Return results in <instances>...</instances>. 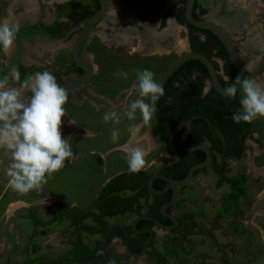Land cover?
<instances>
[{
	"label": "flooded vegetation",
	"instance_id": "obj_1",
	"mask_svg": "<svg viewBox=\"0 0 264 264\" xmlns=\"http://www.w3.org/2000/svg\"><path fill=\"white\" fill-rule=\"evenodd\" d=\"M63 1L64 0H9L8 5H6V2V10H13V12L17 14L15 24H11L10 26L18 29L15 33L14 43L19 45V48L17 49L18 51L15 58L10 56L5 59L0 58L4 61L5 65V74H0V77L9 76L11 69L15 67L18 68L20 72L21 81L29 74L48 71L53 74L57 82L61 84L65 79L83 72L82 66L73 61L71 48L79 32L83 28L85 21L98 9L99 0L87 1L85 6L86 14L82 22L79 20L78 16L70 18L62 16L63 14L54 13L55 9ZM185 3L186 0H178L170 9V13L166 14L164 23L166 18L173 19L175 22H178L177 20L181 16L185 18ZM128 4L131 5L130 3ZM196 4L197 7H195ZM211 4L214 11L210 12L209 9L204 10L203 6L199 5L198 0H194L191 9L192 15L197 18L209 19L216 22L224 28L230 36L231 34L226 28H230L231 26V28H264L260 22L261 19L264 20V0H211ZM176 7L179 8L178 11ZM254 12L261 14L260 16H263V18ZM106 15L107 13H104L93 25L91 33L88 35L80 50L81 55L90 63L92 72L82 83L66 89V91L70 90L75 97H86L93 106L103 108L110 106L106 98L109 97V95L104 96L99 94L95 89V84L89 82L94 73V64L89 57L83 54V49L87 42L89 43V41L93 40L91 35L99 36L102 33L109 36V38H111V36H113V38H120L117 36H122V34L117 33L120 32L119 29L117 30L108 26L109 18L106 17ZM159 22H161L160 19ZM258 22L261 23L262 26L259 25ZM179 24L185 26L188 49L193 50V44L188 37L189 27L182 23ZM136 27L134 26L132 31H137ZM210 32L196 31L198 38L204 41L209 49L211 48L209 54H206L202 50H199V52L203 53L211 60L216 69L219 82L222 84L221 81L230 79L229 67L232 59L220 39L213 32L214 35H211ZM242 32L243 31L240 30L239 33ZM47 37L54 40L59 39L65 46H56L53 51L49 49L39 55V57L38 53H35L36 61L38 60V62H27L24 54L25 47H23V42L26 41L31 45L35 43L36 39L43 40ZM231 38L234 43L232 36ZM234 45L244 63L245 73L248 75L252 74L246 78L255 79V77L264 71V61H259L252 68L246 67L245 59L241 56V50L238 49L235 43ZM64 48L69 50V57L62 60L60 56ZM207 51L209 52V50ZM255 51L259 53L257 50ZM261 54H264V52L262 51ZM54 60H58V64L54 65ZM205 70L207 71L206 67ZM201 71L203 72V68L202 70L196 68L191 72L190 76L194 78L197 74L202 73ZM176 80L178 82L179 79L177 78ZM11 84L13 85L14 83L12 82ZM17 86L19 85L17 84ZM161 86H163V84ZM164 87L165 86H163V88ZM211 89L214 88L209 82V74L204 75L201 95L208 93ZM164 90L170 91L171 88L165 87ZM165 94L166 100L169 99L170 93ZM217 94L221 93L216 91V93L212 95L218 96ZM25 95V97H30L31 93L26 92ZM221 95L225 96L226 100L231 99L227 94ZM179 117L181 118L172 124L170 131L176 123L189 120L190 129L183 144L185 146H190L204 143L209 147L211 154L206 164L194 170L189 181L184 184L176 185L175 198L171 203L167 204L172 197L171 187L165 188L168 182L161 177H154L151 182L153 183L156 182L155 180H159V184H156L153 188L157 190L165 189L160 192H152L147 185V179L153 173L161 174L171 179H180L178 178L179 173L184 171L185 168L188 171L193 164L201 162L204 159L205 152L200 148L183 149L179 147L178 140L185 131L184 127L178 131L174 140L168 144L171 145L176 140L175 149L171 151L170 155L160 160L153 169H144L148 173L145 177L136 175L137 180H141L140 186L134 189H123L119 192L121 196H136V201L133 203L134 207L131 206L128 210L117 211V213L102 216V221L106 220L107 226L97 232H88L84 229L77 228V226L70 225L66 220L55 221L56 223L64 221L71 226V230H68V233L65 235V244L61 245L63 247V252L56 255V258L52 260L45 261L43 259L34 258L35 260L33 263L27 264H43V262H55L56 264H118L125 260L126 257L152 258L156 264V255H154V253L157 255L159 254L158 256H163V261L166 262V264H188V262L194 263L195 260H198L193 254V246L196 244L194 243L196 240L208 244L209 248L207 250H200L199 253H197L202 259L200 264H250L259 256H262L264 259V239L261 237L260 230L255 228L251 222L246 225L244 220V218L249 219L252 208L255 210L260 209L262 214H264V183L262 185L257 184L255 187L252 185V180L249 178V175H252L254 179H259V177L264 178V162L260 164L257 163V158L264 155L262 152L264 150V138H258L253 131L252 122L241 121L237 123L235 121L233 134L227 139L224 137L225 134L218 131L216 125L212 126L211 120L207 118L204 113L195 115L185 114V116H183L181 111ZM146 126H148V123ZM73 128H75V126L71 124L70 127H68V123L62 117V135L64 132H70L69 130L72 131ZM159 133L160 131L158 129V134ZM143 145L147 148H153L155 146L148 131L144 138ZM255 146L258 148L256 152ZM246 149H249L250 152L249 172L239 171L237 169L231 171L227 170V161L241 160L245 156ZM199 150L204 152V157L199 153ZM214 158L216 160L215 163L212 164ZM222 165H224V170L222 169ZM207 168H210L216 175L215 185L221 174L224 176H232L239 173L246 175L247 180L245 183L248 186L246 195L238 196V205L236 202L231 204V213L226 210L224 211L222 203L225 193L230 190V186L226 180L216 185L217 187L223 184L226 186L223 191L217 193H211V190L202 187L203 181L197 174L200 172L203 173ZM191 180H193L192 184H190ZM262 182H264V180H262ZM144 186H146V189L141 190ZM258 186L260 187L258 188ZM251 189H253L252 198L247 201ZM140 204L147 206L149 213L145 211L136 213L135 208ZM243 204L250 207L247 214L243 213ZM164 211L166 213H164ZM130 213L133 215L128 220ZM140 214L147 215L148 217L136 218V216ZM28 218L31 220L30 217ZM84 223L95 224V221L91 219V221ZM251 227H253V229ZM82 230L93 237L91 242H86L82 239ZM158 235H165L166 237L163 240V244H161V251L158 249V245L155 241ZM242 235H244V240L240 242ZM80 240L92 248L91 256L82 254L81 250L83 249L78 245V241ZM98 241H100L101 244H98ZM173 248H177V252L172 251ZM28 257L29 256H26V259Z\"/></svg>",
	"mask_w": 264,
	"mask_h": 264
},
{
	"label": "rangeland",
	"instance_id": "obj_2",
	"mask_svg": "<svg viewBox=\"0 0 264 264\" xmlns=\"http://www.w3.org/2000/svg\"><path fill=\"white\" fill-rule=\"evenodd\" d=\"M87 1L64 0L58 5L54 13L63 14L62 16L70 18L78 16L82 22L86 14L85 6ZM198 2L200 6H203L204 10L214 11L211 0H198ZM4 11L5 9L2 5L0 8V19L5 13ZM254 13L258 16L261 15L257 12ZM106 17L120 19V24H118L120 27L137 26V31L118 27L120 32L117 33L122 34V36L117 37L120 38H113V36L109 38V36L101 33L99 36L91 35L93 40L85 44L83 54L89 57L94 64V73L89 82L95 84V89L99 94L109 95L106 98L110 106L106 108L93 106L86 97L77 98L70 90H67L68 101L64 106L66 115L63 118L68 123V127L71 125V119L75 120L74 118L85 127H78L72 131L69 130L70 132H64L63 138L68 140L71 145L74 153L73 158L65 161V167L53 173L47 183L40 189L21 194L13 190L9 183L10 178L6 175V169L13 162L11 151L5 150V147H0V190L2 188L5 189L0 201V264H24L26 256L45 261L52 260L56 258V255L62 253L63 247L61 245L65 244V235L68 230H71V226L64 221L61 223L54 221L47 225H34L27 217L28 213L34 211L41 220L46 221L61 205L77 204L82 206L89 204L94 199L106 177L129 168L125 150L127 145L140 146L146 152L144 167L147 170L156 167L160 160L166 156L168 157L171 151L175 149L176 140L171 145L164 147L157 145L153 148L145 147L143 143L148 126L144 123L139 111H137L133 120H129L125 113L129 110L130 103L138 98V90L133 91L134 87L138 86L137 70H150L154 73V80H156L179 53L188 49L185 26L170 18H166L163 25L160 24L159 20L143 21L133 19L116 10L114 6L110 7ZM260 17L263 18V16ZM260 22L264 26V20L261 19ZM128 23L129 26H127ZM231 27L226 29L233 37L238 49L241 50V56L245 59L246 67L252 68L259 61H264V54H261L262 51L264 52V28ZM240 30L243 32L239 33ZM260 39L262 43L258 45ZM0 55L3 58L5 57L1 47ZM60 57L62 60L68 58L69 50L66 48L65 53H62ZM53 64H58V60H54ZM118 72H126L128 74L127 78L116 75ZM250 80L264 85V71L255 79ZM237 90L241 99L242 90L239 86ZM109 111L117 113L119 117L118 124L111 120L108 122L103 120L104 114ZM251 122L253 131L258 138H264V117L258 116ZM113 130L119 133V137L115 142L111 138ZM256 151H258L257 146H255ZM262 152L264 153V150ZM97 156L101 157V163L96 161ZM249 157V149H246L245 156L241 160L227 161V170L237 169L249 172ZM263 162L264 155L259 156L257 163ZM197 176L203 181L202 187L211 190V193H217L226 188L225 184L220 187L215 185L216 175L210 168L204 170L203 173L200 172ZM249 178L252 180L253 186L264 183L262 182L264 180L263 177L254 179L252 175H249ZM192 182L193 180L190 184ZM252 192L253 189H251L247 201L252 198ZM18 199L27 202L26 207H18L16 205L10 209V215H6L3 212L4 205L10 200ZM249 208L248 205L243 204V213L247 214L250 210ZM132 215L130 213L128 220ZM244 220L246 225L251 222L255 228H258L264 239V214H262L260 209L255 210L252 208L249 219L244 218ZM83 221L89 222L91 219L85 218ZM251 228L253 229V227ZM81 237L86 242H91L93 238L83 230L81 231ZM164 238H166L165 235H158L155 240L160 251ZM242 240H244V235L241 236L240 242ZM194 243L196 244L193 246V254L198 260H195L194 263L188 262V264H200L202 259L197 253L200 250L209 249L208 244L199 240ZM43 264L56 263L43 262ZM118 264H155V262L152 258L126 257L125 260ZM250 264H264V259L259 256Z\"/></svg>",
	"mask_w": 264,
	"mask_h": 264
},
{
	"label": "clouds",
	"instance_id": "obj_3",
	"mask_svg": "<svg viewBox=\"0 0 264 264\" xmlns=\"http://www.w3.org/2000/svg\"><path fill=\"white\" fill-rule=\"evenodd\" d=\"M17 30L7 22L0 23V47L6 52L13 48ZM116 75L127 78L128 74L118 72ZM10 81L19 87L12 86ZM137 81L138 86L133 91L138 90V98L130 103L125 115L133 120L139 111L147 124L155 114L156 101L164 96L165 90L148 69L137 70ZM237 85L243 93L241 109L232 119L239 123L264 117V85L246 78L238 79ZM26 92L31 93L30 97H25ZM236 93V85L226 89L230 97H235ZM67 101V91L48 71L29 74L21 81L18 68L13 67L9 76L0 77V147L11 151L13 162L6 169V175L14 191L26 194L40 189L53 173L65 167V161L73 158L71 145L61 132ZM103 120L119 123L117 113L111 111L104 114ZM118 137V131L113 130V142ZM125 150L129 171L138 173L145 166L146 152L131 144Z\"/></svg>",
	"mask_w": 264,
	"mask_h": 264
},
{
	"label": "trees",
	"instance_id": "obj_4",
	"mask_svg": "<svg viewBox=\"0 0 264 264\" xmlns=\"http://www.w3.org/2000/svg\"><path fill=\"white\" fill-rule=\"evenodd\" d=\"M125 1L130 3L139 11L151 12L161 7L166 0ZM195 7H197V4ZM176 10L178 11L179 8L176 7ZM170 11L171 10H169L168 13H170ZM165 16L166 15H163L160 18L161 25L164 24ZM177 21L189 27L188 37L190 42L193 44V50H202L206 54H209L211 48L209 49L205 42L198 38L196 31H210L190 24L186 21L184 16H181ZM210 34L214 35L212 32H210ZM207 50H209V52ZM196 68L201 70L203 68V72L201 71L202 73L197 74L193 78L190 74ZM229 69L230 79L221 81V85L223 87H228L235 77V67L232 61H230ZM204 75H208L204 64L198 58L190 57L181 62L166 78L163 86L171 88L170 91H165V93H170V98L166 100V94H164V96L157 100V123L160 131L159 138L161 140L168 137L172 124L181 118L179 117V114L181 115V111L183 116H185V114L195 115L204 113L205 116L211 120L212 126L216 125L218 127V131L225 134V138L229 139L233 134L235 121L232 117L234 113L241 109L238 92L235 97H231L229 100H226L225 96L221 94L213 96L212 94L216 93L214 89H211L208 93L201 95V86ZM177 78L179 79L178 82L176 80ZM57 83L60 84V82ZM199 153H201L202 157H204V152L202 150H199ZM215 160L216 159L214 158L212 164L215 163ZM222 169L224 170V165H222ZM186 172L187 169L185 168L184 171L179 173L178 178H182ZM136 175L145 177L148 173L144 169L140 170L138 173H132L129 170L118 172L108 178L101 185L98 193L89 204L83 206L61 205L46 221L41 220L34 211H30L29 216H27L31 218L34 225H47L54 221L66 220L70 225L77 226V228L84 229L88 232H97L107 226V221H102V216H108L110 214L117 213V211L128 210L132 205H134L133 203L136 201V196H121L119 195V192L123 189H134L137 186H140L141 180H137ZM223 180L228 182L230 190L225 193L222 203L224 211L226 210L231 213V204L236 202L238 205V196L246 195V189L248 186L245 181L247 180V177L243 173L232 176H224L221 174L216 182V185L222 183ZM155 181L156 182L152 183L153 187H155L156 184H159V180ZM145 187L146 186L141 188V190L146 189ZM135 211L136 213L140 212V205L136 206ZM146 212L149 213L148 210ZM87 217L95 221V224L84 223L83 220ZM99 243L101 244L100 241H98V244ZM78 245L83 249L81 250L83 255H92V248L88 244L80 240L78 241ZM172 251L177 252V248H173ZM154 255H156V264H166V262L163 261V256H158L159 254L157 255L155 253ZM34 260V258L32 259L28 257L23 263H33Z\"/></svg>",
	"mask_w": 264,
	"mask_h": 264
},
{
	"label": "water",
	"instance_id": "obj_5",
	"mask_svg": "<svg viewBox=\"0 0 264 264\" xmlns=\"http://www.w3.org/2000/svg\"><path fill=\"white\" fill-rule=\"evenodd\" d=\"M177 1L178 0H166L163 3V5L161 7H159L158 9L151 11V12H142V11L135 9L134 7H132L131 5L126 3L124 0H99L98 9L94 13H92L90 15V17L85 21L83 28L79 32V34H78V36H77L76 40L74 41V44L72 45V48H71L72 59L76 64L82 66L83 72L79 75L71 76V77L65 79L60 84V86L62 88H65V90H66L71 86L82 83L83 81H85L89 77L90 73L92 72V68H91L90 63L81 55L80 50H81L82 45L85 43L88 35L91 33V29H92L93 25L100 19V17H102L104 15V13H108L110 6H114L116 8V10L121 11L123 14H126L133 19H138V20H143V21H151V20H159L163 15H166L168 13V11L176 4ZM193 2H194V0H186L185 6H184V15H185L186 21H188L190 24H193L195 26L204 27V28L212 31L220 39V41L223 43L224 47L226 48L229 56L231 57V59L234 63V66H235V71H236L235 77H234V79L230 85H236L238 87V85H237L238 79L242 80V79H244V78H246L252 74L248 75L245 73L244 63L240 58V55H239V53H238V51H237V49H236V47L232 41L231 36L226 32V30L224 28H222L219 24H217L214 21H211L209 19L197 18V17H194L192 15L191 9H192ZM108 23H109L108 26L110 28H114V29L118 30V27H120V25H114L116 22H113L112 19H110ZM190 57L198 58L205 65V67L208 71V74H209V82L211 83L213 88L221 94H226V89L230 85L228 87L224 88L220 84L219 79L217 77L216 69H215L214 65L212 64L211 60L206 55H204L203 53H201L199 51L190 50V49H187L186 51L179 53L167 65V67L156 78L155 81L162 85L163 82L166 80V78L172 73V71L181 62H183L184 60H186L187 58H190ZM182 127L185 128V131L179 137V140H178L179 147L183 148V149L200 148L205 152V157L201 162L193 164L188 169V171L186 172L184 177H182L180 179H171L167 176L157 174V173H153L149 176V178L147 179V185L152 192H160V191H163L165 188L171 187L172 197L167 204L171 203L175 198L176 185L177 184H184L187 181H189V179L192 177V175L194 173V170L200 166H203L204 164H206L208 162L211 152H210L209 147L204 143L193 144L190 146H185L183 144V141H184L185 137L187 136L188 131L190 129V121L189 120L176 123L172 127L169 136L166 139L161 140L159 138V134H158L157 101H156L155 114L153 115L152 120H150L148 122V132H149L150 138L154 141L155 145L163 147V146L170 144L174 140L178 131ZM96 161L98 163H101V161H102L101 157L97 156ZM157 176L163 178L165 181L168 182L166 187L161 189V190L154 189L152 186L151 181L154 177H157ZM163 210H164V206H163ZM164 213H166V212L164 211ZM137 217H148V216L144 215V214H140V215L136 216V218ZM173 219L176 220L175 218H173ZM125 242H126V239H125Z\"/></svg>",
	"mask_w": 264,
	"mask_h": 264
},
{
	"label": "crops",
	"instance_id": "obj_6",
	"mask_svg": "<svg viewBox=\"0 0 264 264\" xmlns=\"http://www.w3.org/2000/svg\"><path fill=\"white\" fill-rule=\"evenodd\" d=\"M6 2H7V4H6ZM8 2H9V0H0V8L2 7V5H3V7H4V9H5V13L2 15V18L0 19V21H1V23H4V22H7L9 25H11V24H15V22H16V13H14L13 12V10H9V9H7L6 10V6H5V4L6 5H8ZM56 46H65V45H63L62 43H61V40H59V39H52V38H44L43 40H38V39H36V41H35V43L34 44H29V43H27L26 41H24L23 42V47H25V49H24V54H25V58H26V61L27 62H38V60L36 61V56H35V53H38V57H39V55H41L42 53H44L45 51H47V50H49V49H51L52 51L55 49V47ZM2 48V47H1ZM19 48V45H17V44H15L14 43V46H13V48L11 49V50H9V51H5L3 48H2V50H3V54L5 55V57L3 58L1 55H0V58H3V59H5L6 57H14L15 58V55H16V53H17V49ZM65 49L66 48H64V50L61 52V53H65ZM3 65H4V61H2L1 59H0V74H2V75H4L5 74V67H3ZM3 71V72H2ZM13 81H11V83H12ZM14 84L12 85V86H16V87H19V86H17V84H15V82H13ZM27 95V94H26ZM25 95V96H26ZM77 117V116H76ZM75 120H73V119H71V122H70V124H72V125H74L75 126V128H73V130L74 129H76V128H78V127H81V128H85L84 127V125H82V123H80L79 121H76V118H74ZM66 121V120H65ZM72 121H74L75 123H73ZM72 128V127H71ZM64 135V134H63ZM63 135H62V137H63ZM5 150H6V148H4ZM143 169H145V167L143 168ZM124 170H129V168H127V169H124ZM124 170H122V171H124ZM121 172V171H120ZM118 173V172H117ZM116 174V173H115ZM199 174V173H198ZM114 175V174H113ZM113 175H111V176H113ZM111 176H109V177H106V179L102 182V184L108 179V178H110ZM192 181V180H191ZM101 184V185H102ZM101 185H100V187H101ZM100 187H99V189H100ZM4 188H2L1 190H0V201L2 200V196L4 195ZM99 191V190H98ZM98 191H97V193H98ZM96 193V194H97ZM96 196V195H95ZM20 200V201H19ZM17 203H20V204H17ZM26 204H28L27 202H25V201H23V200H21V199H18V200H10V201H8L5 205H4V209H3V212H5L6 213V215H10V209H12L13 207H15L16 205L18 206V207H22V206H24V207H26L25 205ZM74 205H77V204H74ZM80 206V205H79ZM83 206V205H82ZM133 207H134V205H132ZM132 209V208H131ZM140 211H142V212H146L147 211V206H145L144 204H140ZM262 237V236H261ZM263 238V237H262Z\"/></svg>",
	"mask_w": 264,
	"mask_h": 264
},
{
	"label": "bare ground",
	"instance_id": "obj_7",
	"mask_svg": "<svg viewBox=\"0 0 264 264\" xmlns=\"http://www.w3.org/2000/svg\"><path fill=\"white\" fill-rule=\"evenodd\" d=\"M119 20H120V19H119ZM119 20H117V18H112V21H113V22H116L114 25H118V24H120ZM130 24H131V23H130ZM171 25H172V24H171ZM127 26H129V23L127 24ZM173 26H174V25H173ZM173 26H172V28H174ZM122 28L124 29V28H126V27H123V26H122L121 29H122ZM127 28H128V30H129V29H134V26H129V27H127ZM127 28H126V29H127ZM261 43H262V41H261V39H260L258 45H261ZM258 47H259V46H258Z\"/></svg>",
	"mask_w": 264,
	"mask_h": 264
}]
</instances>
